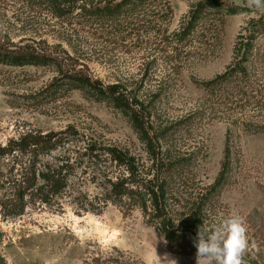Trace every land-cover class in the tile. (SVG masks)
I'll use <instances>...</instances> for the list:
<instances>
[{
    "label": "rangeland",
    "instance_id": "obj_1",
    "mask_svg": "<svg viewBox=\"0 0 264 264\" xmlns=\"http://www.w3.org/2000/svg\"><path fill=\"white\" fill-rule=\"evenodd\" d=\"M198 1L153 0L139 16L142 22L155 17L150 27L115 38L107 23L74 17L64 32L55 18L30 21L28 11L36 8L21 15L20 3L0 1V31L16 43L43 37L62 45L93 78L117 84L135 103L118 108L77 89L51 91L52 67L0 64V150L26 133L74 126L80 141L59 150H86L93 138L103 147L162 158L171 165L166 176L178 192L177 212L198 208L209 227L233 213L244 217L245 264H264V12L244 0H223L221 13L199 18L184 42L159 43L187 23ZM249 24L256 32L245 30ZM241 34L252 38L250 53L236 56ZM6 170L0 159V174ZM81 188L102 194L93 184ZM64 201V211L37 205L18 217L0 215L8 264H196V254L171 251L139 210L125 213L109 202L100 213L80 214L71 197Z\"/></svg>",
    "mask_w": 264,
    "mask_h": 264
},
{
    "label": "trees",
    "instance_id": "obj_2",
    "mask_svg": "<svg viewBox=\"0 0 264 264\" xmlns=\"http://www.w3.org/2000/svg\"><path fill=\"white\" fill-rule=\"evenodd\" d=\"M0 1L7 5L10 2L20 3L21 15L27 12V7L36 8L34 13L28 11L30 21L37 22L42 17L55 18L56 27L64 32L72 28L74 17L82 19L84 23L110 24L115 29L112 32L114 38L119 36L117 32L128 30L130 35L135 33L136 36L155 21L154 17V20L142 22L143 18L139 17L153 0ZM222 1L199 0L187 23L178 32L166 33L158 38L159 43L169 48L184 42L191 36L199 18L221 13L219 8L223 6ZM155 15L158 20L163 18L162 15ZM256 23L253 20L251 24L255 26ZM251 24L245 30L256 32L255 28H250ZM48 27L53 29L55 26L51 23ZM121 38L123 41L126 34ZM251 41V37L241 34L235 47L236 56L249 54L247 48L251 46ZM0 64L52 67L55 76L48 90L77 89L97 100L111 101L118 108L130 109L135 105L133 98L120 91L117 84L106 85L93 78L81 57L71 54L60 44H50L43 37L23 39L16 43L9 31H0ZM213 83L214 80L208 85ZM82 136L77 128L69 126L61 131L26 133L3 147L0 159L6 162L7 170L0 174L4 190L0 197L1 217H18L29 206L37 205L64 211L67 197H71L80 214L100 213L112 202L125 213L141 211L146 221L165 235L174 253L196 254L193 240L199 227L205 224V218L198 208L190 214L180 215L177 212L175 204L180 202L175 195L178 192L167 180L171 165L162 158H152L150 153L144 158L130 150L103 147L93 138L88 140L86 150H59L74 146ZM90 184L102 190L101 196H92L82 190L81 187ZM4 240L5 235L0 228V264H8L2 251Z\"/></svg>",
    "mask_w": 264,
    "mask_h": 264
},
{
    "label": "clouds",
    "instance_id": "obj_3",
    "mask_svg": "<svg viewBox=\"0 0 264 264\" xmlns=\"http://www.w3.org/2000/svg\"><path fill=\"white\" fill-rule=\"evenodd\" d=\"M237 3L240 5L241 0ZM243 6L264 12V0H244ZM193 244L196 264H245L249 237L244 217L233 213L211 227L202 224Z\"/></svg>",
    "mask_w": 264,
    "mask_h": 264
}]
</instances>
